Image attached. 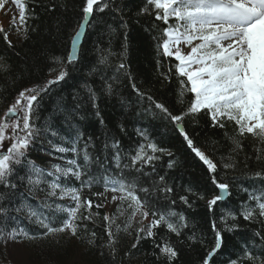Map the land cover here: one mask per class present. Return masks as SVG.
<instances>
[{
    "label": "trees",
    "instance_id": "obj_1",
    "mask_svg": "<svg viewBox=\"0 0 264 264\" xmlns=\"http://www.w3.org/2000/svg\"><path fill=\"white\" fill-rule=\"evenodd\" d=\"M146 2L147 0H110L109 8L105 12L95 14L90 19L77 62L68 66V77L52 86L37 110L39 118L36 120V126L40 133L28 149L27 157L45 170L52 164L66 166L67 160L73 159L74 155L70 152L63 154L55 152L53 144L70 146L72 128L79 129L82 134L78 144L80 148L84 147L83 141L91 137L92 146L89 151L93 158L103 160L108 155L103 150V145L106 140L111 144L113 138L120 141L121 152L127 156L133 153L140 143H145L143 137L137 134V130H140L146 133L151 142L171 151L174 162V166L169 168V157L167 154L163 155L155 162L154 173L151 169L145 168V171L149 172V177L144 178L141 184L148 187L153 180L158 181L159 175H164L167 184L174 188V193L166 201L162 198L157 201L155 195L151 199L164 211L171 209L183 214L187 228L182 229V235L177 237L168 233L166 227L162 226L156 230L155 240L141 239L137 247L132 248L135 242V228L140 225L133 223L132 229H129L132 234L129 235L123 231L125 217H118L116 223L120 224L121 231L118 233L119 242L113 259L109 250L104 247L107 236L103 217L105 214L110 216L116 214L118 202L108 203L107 192H104L101 183L83 191V197L92 201L91 212L94 215L93 220L81 223L79 238L69 237L67 233L43 237L40 235L43 230L30 222L24 212L13 211L11 215L17 217L15 223L28 220L30 229H23L35 234L37 238L18 239L14 243L21 258L14 255L17 251L10 252L12 242L5 247L4 242L0 241V264H163L157 259V255H154V251L158 252L154 249V244L160 243L161 238L170 239L178 250L179 255L175 264H201L202 258L211 250L214 243L212 221L216 222L222 233L223 244L211 258L210 264H229L230 260L241 256L245 244L253 249L255 255L264 257V248L259 246L258 238H255V245L249 243L252 232L261 230L264 225L244 221L239 214L242 205L248 199V191L253 190V181L247 177L255 171L264 170V161L256 159L258 152L264 155V144L250 135L238 137L231 123L224 128L213 127L204 114H200L198 118L184 119L185 130L192 136L196 145L217 164L215 173L217 178L230 184L227 199L223 202L218 201L213 211L209 212L206 201L212 196L210 189L213 186L207 167L187 149L183 138L173 126L161 119L158 111H152L148 102L140 100L131 88L125 73L132 77V82L143 92L167 106L175 115L180 114L190 97V94L185 97L184 105L180 103L178 99L180 85L174 75V68L169 79L162 75L169 73V61L163 60L158 66L157 61L161 58L157 54L154 37L160 34L165 25L155 20L151 9L149 13L141 14L140 9ZM26 3L30 16L26 38L22 31L17 32L12 27V22L6 25V28L0 26L4 30L0 32V64L4 65V68L0 69V117L14 102L19 91L52 78L48 75V69L56 66L52 64L51 58L66 59L70 39L82 19L79 11L81 0H26ZM116 8L120 11H116ZM16 22L19 23L18 20ZM4 32L8 33L7 42L4 39ZM8 41L11 42L9 47L5 44ZM109 53L111 55H108ZM105 55H108L109 63L100 64L101 58ZM121 62L126 68L119 74V79L113 82L112 77L116 75L115 65ZM105 78L113 82L114 95L102 93ZM85 85L96 92V107H92ZM73 97H77V100ZM77 102L82 107L76 113L75 120L71 121L70 128L62 109L63 106H67L71 110ZM97 111L100 113L99 117L96 116ZM49 124L57 133L56 136L45 130ZM237 139L240 148L233 152L234 141ZM225 162H234L237 167L226 170L223 168ZM245 163L248 168L244 167ZM97 169L98 166H92L94 172ZM73 183L79 186L78 182ZM41 188L45 191H33L28 194L26 189L21 187L20 192L27 196L26 204L47 214L48 210L40 205V201L46 198V185H41ZM189 189L191 191H188ZM96 192H102L104 195H93ZM181 195L188 196L191 208L179 200ZM200 195L205 198L199 199ZM173 199L176 200L174 205L171 203ZM96 204L104 206L97 209ZM96 213L98 215H95ZM229 213L236 216L235 221L231 219ZM177 219L173 218L174 221ZM150 220L151 217L145 220L144 224L147 225ZM232 224H237L238 228L232 232L227 231L226 227ZM93 232L96 234L95 237L91 235ZM190 236H195V239L189 240ZM89 240H93L94 243L89 244ZM37 249L44 250L42 259H38L39 256L35 254Z\"/></svg>",
    "mask_w": 264,
    "mask_h": 264
},
{
    "label": "snow or ice",
    "instance_id": "obj_2",
    "mask_svg": "<svg viewBox=\"0 0 264 264\" xmlns=\"http://www.w3.org/2000/svg\"><path fill=\"white\" fill-rule=\"evenodd\" d=\"M11 3L18 10L19 21L17 24V17L14 15L12 27L17 32L22 31L26 38L27 22L30 19L26 0H11ZM2 4L3 0H0V6ZM109 5L110 0H81L79 11L82 19L70 39L66 59L52 57V64L56 66L48 69V75L52 78L19 91L14 102L0 117V241L4 242L5 247L18 239L37 238L18 224H9V221L17 220L16 216L11 215L13 211L24 212L30 222L43 230L40 233L43 237L67 233L69 237L79 238L81 223L93 220L94 215L91 212L92 201L83 197V191L101 183L104 192L113 193L112 201L118 202V215L105 214L103 217L107 236L104 247L109 250L113 259L119 242L118 233L121 231L120 224L116 223L118 217H125L123 231L129 235L132 234L129 229H132L133 223L140 225L135 228V242L132 248H136L141 239L155 240L156 230L162 226L166 227L168 233L177 237L182 235V229L187 228L183 214L171 209L164 211L151 199L155 195L157 201L161 198L166 201L174 193V188L167 184L164 175H159L158 181L153 180L148 187L141 184L144 178L149 177L145 168L154 173L155 162L163 155H168V167L172 168L173 153L151 142L146 133L137 130V134L143 137L145 143H140L133 153L127 156L122 154L120 141L113 138L111 144L106 140L103 145V150L108 155L103 160L93 158L89 151L92 146L91 137L85 139L84 147L80 148L78 144L82 134L79 129L72 128L71 121L75 120L76 113L82 107L79 102L71 110L67 106L62 109L66 123L72 128L70 146L53 144L55 152H70L74 158L67 160L66 166L52 164L45 170L27 157L28 149L40 133L36 126V120L39 118L37 110L44 96L52 86L68 77V66L78 60L77 45L82 35L80 29H86L90 19L95 14L105 12ZM150 9L155 20L165 25L160 34L154 37L157 54L161 58L157 64L160 66L163 60L169 61V73H162L165 79H169L174 68V75L180 85V103L184 105L185 97L189 94L190 97L180 114L175 115L167 106L143 92L132 82L130 75H125L137 97L142 101L146 100L152 111H158L161 119L168 121L183 138L187 149L207 167L213 187L210 189L212 196L207 199L206 207L212 212L217 202L225 199L230 184L217 178V164L196 145L192 136L185 130L183 121L186 117L198 118L200 114H204L211 126L224 128L231 123L238 137L250 135L264 144V0H147L140 12L149 13ZM115 10L120 11L118 8ZM3 31L0 28V32ZM4 39H8L7 32H4ZM8 43L11 46V42ZM184 48L190 50L185 52ZM108 55L101 58L100 64L109 63ZM2 68L4 65L0 64V69ZM115 68L113 82L119 79V74L125 70L126 65L121 62L115 65ZM113 82L105 78L101 88L103 94H115ZM84 87L92 107H96V92L90 86ZM73 99L77 100V97ZM96 116H100L99 111ZM100 123H103V119ZM45 130L51 131L52 136L57 135L50 124ZM123 130L121 126V131ZM5 141L9 143L6 145ZM239 148L240 142L237 139L234 141L233 152ZM256 159L264 161V155L258 152ZM93 165L98 166L96 172L92 170ZM236 167L234 162L223 164L226 170ZM244 167L248 168V165L245 163ZM247 178L253 181V190L245 189L248 191V199L239 214L244 221L264 225V170L255 171ZM256 181L259 183L256 184ZM73 182H78L79 186ZM41 185H46V198L40 201V205L48 210L47 214L26 204L27 196L20 192L21 187H24L28 194L33 191H45ZM93 195L103 196L104 193L96 192ZM198 198L203 200L205 197L200 195ZM179 200L189 208L192 207L187 195L179 196ZM171 203L174 205L176 200H171ZM103 206L95 205L97 209ZM229 215L233 221L236 220L235 215ZM149 217L151 220L145 225L144 221ZM173 218L178 219L174 221ZM237 228V224H232L226 227V230L232 232ZM212 232L213 246L202 258L201 264H210V258L223 244L222 233L215 221H212ZM91 235L95 237L96 234L93 232ZM255 238L259 239V246L264 248V228L253 231L249 243L255 245ZM194 239L195 236L189 237V240ZM88 243L92 244L94 241L89 240ZM154 249L158 250L154 251V255H157V259L163 264H175L178 259V250L170 239L161 238L160 243L154 244ZM229 264H264V257L255 255L253 249L245 244L241 256L230 260Z\"/></svg>",
    "mask_w": 264,
    "mask_h": 264
},
{
    "label": "rangeland",
    "instance_id": "obj_3",
    "mask_svg": "<svg viewBox=\"0 0 264 264\" xmlns=\"http://www.w3.org/2000/svg\"><path fill=\"white\" fill-rule=\"evenodd\" d=\"M16 16L17 17V20H18V10L15 8V6L11 3V0H3V4H2V6H0V23L2 24V26L4 27V28H6V25H8V24H10L11 22H12V17L13 16ZM190 49H188V48H184L183 49V51H185V52H187V51H189ZM9 143V141H5V144L7 145ZM110 199H111V196H110ZM112 201V200H111ZM10 252L11 253H14V252H16V254H14L15 256H16V258H21L20 257V255H19V253H18V249H17V247H16V245H12L11 247H10ZM21 250H19V252H20ZM35 254L37 255V256H39L38 257V259H42L43 258V256H44V250H42V249H37L36 251H35ZM22 255H24V254H22ZM24 257V256H23ZM46 258V257H45ZM22 260V259H21ZM20 263H22L21 261H20Z\"/></svg>",
    "mask_w": 264,
    "mask_h": 264
},
{
    "label": "bare ground",
    "instance_id": "obj_4",
    "mask_svg": "<svg viewBox=\"0 0 264 264\" xmlns=\"http://www.w3.org/2000/svg\"><path fill=\"white\" fill-rule=\"evenodd\" d=\"M7 42V41H6ZM6 44V46H8L9 47V43H5ZM12 223H15V222H12V221H9V224L11 225ZM18 225H21V227L20 228H25V229H30V227H29V221L28 220H25V221H21V222H19V224Z\"/></svg>",
    "mask_w": 264,
    "mask_h": 264
},
{
    "label": "water",
    "instance_id": "obj_5",
    "mask_svg": "<svg viewBox=\"0 0 264 264\" xmlns=\"http://www.w3.org/2000/svg\"><path fill=\"white\" fill-rule=\"evenodd\" d=\"M80 31L82 32V35H81V39H80V41L78 42V51H79V47H80V45H81V41H82V38H83V36H84V33H85V29H80ZM226 197V196H225ZM220 250V249H219ZM218 250V251H219ZM217 251V252H218ZM212 258V257H211ZM211 258H210V260H211Z\"/></svg>",
    "mask_w": 264,
    "mask_h": 264
}]
</instances>
